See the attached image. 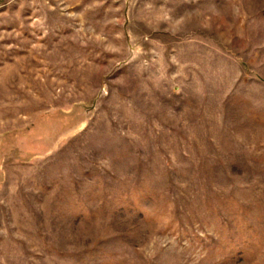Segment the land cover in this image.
<instances>
[{
  "label": "rangeland",
  "instance_id": "rangeland-1",
  "mask_svg": "<svg viewBox=\"0 0 264 264\" xmlns=\"http://www.w3.org/2000/svg\"><path fill=\"white\" fill-rule=\"evenodd\" d=\"M0 264H264V0H0Z\"/></svg>",
  "mask_w": 264,
  "mask_h": 264
}]
</instances>
